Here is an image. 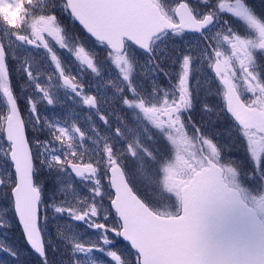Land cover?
<instances>
[{"label": "snow or ice", "instance_id": "snow-or-ice-1", "mask_svg": "<svg viewBox=\"0 0 264 264\" xmlns=\"http://www.w3.org/2000/svg\"><path fill=\"white\" fill-rule=\"evenodd\" d=\"M0 202L34 264H264V0H0Z\"/></svg>", "mask_w": 264, "mask_h": 264}, {"label": "flooded vegetation", "instance_id": "flooded-vegetation-1", "mask_svg": "<svg viewBox=\"0 0 264 264\" xmlns=\"http://www.w3.org/2000/svg\"><path fill=\"white\" fill-rule=\"evenodd\" d=\"M33 55H35L36 57L39 55L40 57L43 55L42 52H33ZM103 59V58H101ZM110 71H105L103 72L102 77H95L94 75L90 74V73H84L83 74V80L85 82L86 85H90L91 87H89L88 91H90L93 94H98V95H102L107 99H110L112 96V91H113V87L115 85H118L120 82L118 79H115V85L112 83V81L114 80V78L116 77V70L115 69H109ZM77 72L76 70H74V73ZM204 78H201V84L204 85ZM15 82L17 85V90L19 92V88L22 84V82L20 81L19 76L15 77ZM97 86L99 87V91H97ZM205 86V85H204ZM21 94V106L22 108L24 107V99H23V93ZM205 96V93L201 92V98L203 99ZM102 108L106 109L107 105H102ZM76 112L79 113L77 119L80 121L81 126L84 127L85 129H87L88 127V122L85 120V114L88 112L87 109H82L80 107H76ZM41 114L42 115H46L50 118H55L57 116L63 118L64 114H65V109L63 108H56L55 110L51 109V108H46V107H41ZM25 118H27V113L25 112ZM93 119L94 122L100 126L102 132L105 131L104 126L102 125V123L98 120V118H96L93 114ZM111 119V118H110ZM82 190L83 189L81 188Z\"/></svg>", "mask_w": 264, "mask_h": 264}, {"label": "rangeland", "instance_id": "rangeland-1", "mask_svg": "<svg viewBox=\"0 0 264 264\" xmlns=\"http://www.w3.org/2000/svg\"><path fill=\"white\" fill-rule=\"evenodd\" d=\"M177 44L178 45L182 44V41H180L179 38L177 39ZM61 56H62V58L65 59V63L69 64V66L73 69V71L76 70L77 72H79V69L75 66V64L73 62H71V58L68 57V54L66 52H61ZM37 59H40L39 55L37 56ZM41 66L43 67V61H41ZM105 71H110V70H105ZM145 143L150 146V142H148L147 140H145ZM131 166H132V162L129 161V167H131ZM137 167H139V165H137ZM147 173H148V167H147V165H145L144 166V174H147ZM78 190L83 192L84 194H87L86 191L82 190L81 188H78ZM0 206H2V202H0ZM50 223H51V225L53 227V230H52V228L49 227V231L50 232H54V230H55V228L57 226L64 227L65 224H66V221H65V218H63V217H60V218H58L56 220H52L51 217H50ZM15 228L16 227H14L13 229H15ZM13 229L7 230V231L3 230V229H0V239L4 240L6 243L13 244V245L18 247V244L20 245V243H19L20 242V238H19L18 235H17V237H13V235H12V230ZM81 231H85V230L81 229ZM90 235H91L90 233L85 231V237L86 238L88 236H90ZM19 251H20V253H22L23 260H26V250H19ZM5 255L6 254L0 252V259H3L5 257ZM13 264H18V262L17 261H13ZM20 264H24V263H20Z\"/></svg>", "mask_w": 264, "mask_h": 264}, {"label": "trees", "instance_id": "trees-1", "mask_svg": "<svg viewBox=\"0 0 264 264\" xmlns=\"http://www.w3.org/2000/svg\"><path fill=\"white\" fill-rule=\"evenodd\" d=\"M49 227L52 228V230H53L51 223H49ZM12 235H13V237H17V235H18L20 238V230L18 227H16L15 229L12 230ZM18 250H21L19 248V244H18ZM34 260H35V257L30 255L29 251L26 250V260H23L22 253H20V260H19L18 264H20V263L34 264Z\"/></svg>", "mask_w": 264, "mask_h": 264}]
</instances>
